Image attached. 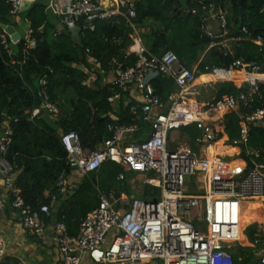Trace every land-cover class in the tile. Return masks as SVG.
<instances>
[{
	"label": "built area",
	"instance_id": "built-area-1",
	"mask_svg": "<svg viewBox=\"0 0 264 264\" xmlns=\"http://www.w3.org/2000/svg\"><path fill=\"white\" fill-rule=\"evenodd\" d=\"M8 1L12 5L9 14L15 16L26 1L36 0ZM47 1L57 18L54 36L80 24L94 29V20L116 15L123 16L128 25L135 28L136 0ZM202 9L210 10L205 5ZM224 14L218 9V15L213 16L219 19L223 32L228 26ZM243 31L247 32L246 28ZM32 32L28 25L17 43L23 38L27 48H34L36 42ZM206 34L213 37L210 31ZM253 41L261 45L260 37ZM10 44H13L10 35L0 27V45L8 49ZM223 48L227 52L231 50L227 46ZM129 49L137 60L124 68L118 66L116 75L107 81L110 84L107 100L116 109L122 95L131 87L136 89L139 104L130 110L136 113L140 108L137 119L149 125L145 138L126 140L127 135L131 136L138 129L137 125L113 121L107 125L109 136L95 149L84 147L75 130L61 132L60 141L73 170L88 174L98 170L104 162L113 161L123 168L117 179L127 183L131 191L114 196L113 191L97 190V204L80 220L77 232L70 234L64 214L53 219L50 203L33 206L25 202L16 184L17 166L7 159L12 131L5 122L4 131L0 133V213L10 209L23 229L42 243L52 245L58 254L53 264H238L235 252L247 242L240 218L248 203L259 200L260 219H254L257 230L248 246L253 248L257 264H264V163L259 160L258 151L247 147L248 123L264 125V107L245 116L240 124V139L232 143L238 148V142L244 144L253 167L245 168V162L240 158L243 167L227 175L222 170L224 162L220 154L200 156L180 144L168 147L169 130L176 124H196L202 132L195 138L199 145L216 140L220 130H217V121L223 118L219 112L236 109L240 103L246 105L258 90L257 82H264V78L249 81L251 89L237 96L193 101L183 110L180 99L195 94L192 83L197 66H186L171 49L159 55L152 54L137 36L132 37ZM88 61L98 67L93 58L88 57ZM114 63L116 59L112 65ZM238 68L246 74L259 69L236 59L228 69L218 68L213 72H230ZM157 75L171 78L176 87L167 102L155 94L151 85V79ZM38 96L40 103L31 111V117L45 111L50 117L57 118L60 108L51 100L44 78L40 80ZM239 172L241 174L235 177ZM68 175H61L56 182L58 193L66 191ZM128 175H141L140 184L157 187L159 194L138 195L132 191L134 183ZM199 176L204 177L207 187L197 185L195 191L190 190L189 178ZM45 195L55 201L59 194L47 192ZM236 242L241 244L237 249ZM6 247L0 236V264H12L5 261ZM241 259V256L237 257L238 261Z\"/></svg>",
	"mask_w": 264,
	"mask_h": 264
},
{
	"label": "trees",
	"instance_id": "trees-1",
	"mask_svg": "<svg viewBox=\"0 0 264 264\" xmlns=\"http://www.w3.org/2000/svg\"><path fill=\"white\" fill-rule=\"evenodd\" d=\"M239 1L241 15L238 0H232L230 8L232 18L228 24H233L231 37L235 40L230 52L222 46H213L201 61L200 56L206 47L212 41H218L210 39L197 43L203 36L202 16L207 10H203L202 6L208 9L207 3L188 0L187 8L182 9L177 0H136L134 24L139 28H149L140 37L150 53L159 55L171 49L186 66L197 64L198 73H211L218 68L228 69L236 59L250 66H258L256 73H264V0ZM11 6L8 0H0V23L12 24L17 29L18 18H24L33 30L36 44L34 48H27L25 40L21 38L17 44H10L8 49L0 45V133L7 122L12 131L7 159L17 166L16 184L25 202L38 206L43 202L50 203L45 195L47 192L59 194L56 182L61 175H68L73 170L60 141L61 132L75 130L84 147L95 149L109 136L107 125L113 121L126 125L136 124L139 130L137 135L149 130V125L137 119L140 108L133 113L130 105L124 106L121 102L118 108L113 109L107 100L110 84L100 83V75H96L92 84L87 82L89 75L85 69L91 65L88 57L96 60L98 67L105 73L112 61L117 60L122 53H125L121 62L123 68L137 60L134 53L126 54L132 43L130 34L133 28L123 16L96 19L92 22L94 29L80 24V41L77 42L72 40L69 30L58 36L53 35L57 18L47 0H36L27 10H21L15 16L9 14ZM258 37L261 38V45L253 41ZM236 70L232 72L244 73ZM42 78L47 81V92L51 100L59 103L60 113L55 119L45 111L31 117V111L40 103L38 90ZM246 79L243 75L239 80L214 83V99L249 91L251 83L241 82ZM150 82L155 94L167 102L175 89L173 80L157 75ZM257 87L251 101L246 105L240 103L236 109L223 115V127L218 133L222 145H232L233 141L239 140L240 124L245 116L264 107V82H257ZM111 113L115 114L114 119L110 117ZM185 128L189 130L191 141L194 142L198 133L196 124H187ZM248 129V146L259 152V160L264 163V125L250 122ZM229 148L236 153L235 147ZM121 172L123 168L120 164L106 161L98 170L88 173L89 187L81 183L69 196L68 203L58 216L64 214V220L79 223L97 204V190L109 193L117 189L116 185L120 183L117 177ZM153 188L155 191L150 194L157 196L159 189ZM119 191H115L116 194ZM146 193L144 190L139 195L146 197ZM253 226L250 227V233L254 230ZM245 237L246 245L237 249L235 261L238 264H256L253 248L248 246L252 236ZM238 256L242 257L241 261L237 260Z\"/></svg>",
	"mask_w": 264,
	"mask_h": 264
},
{
	"label": "crops",
	"instance_id": "crops-1",
	"mask_svg": "<svg viewBox=\"0 0 264 264\" xmlns=\"http://www.w3.org/2000/svg\"><path fill=\"white\" fill-rule=\"evenodd\" d=\"M208 9H211V5L208 4ZM232 5V0H220L219 1V9L223 10L224 12L226 11V7L227 6ZM231 10V9H230ZM195 13V10H192ZM210 19L212 21V19L215 20V23L209 22ZM219 21V19L213 16H209L204 18L203 22H202V27L201 30H203V33H208L209 31L213 34V37H211L210 39H214V40H218V41H212L204 50V52L201 54L200 56V61L207 55V51L213 47V46H227L231 49V46L234 43V38L231 37L232 32L231 29L233 28V24L230 22V24H228L226 30L223 32V30H220L219 27V23H216L217 20ZM29 25V24H28ZM27 25V27H28ZM26 27V28H27ZM149 30V28H139L136 27L133 29V33L130 34V37L132 39V37H140L141 33H147ZM222 34H224L222 36ZM229 35V36H227ZM142 43V42H141ZM131 53V50L129 49V47L127 48L126 54ZM192 66L196 67L197 64H193ZM198 69H197V74L195 77V80L192 83V86L195 87V94L194 95H190L183 101L180 102L183 105H187L190 102L193 101H206L209 99H214L213 98H205V99H200L199 95V89L201 90L203 87L209 85V84H214L216 82H220V81H233V80H239L243 77V75H245L246 77V73H242V72H238V73H234V72H227V73H198ZM235 71V70H234ZM239 71V70H236ZM108 76H105L104 81L102 82L107 83L108 80H110L113 76L114 73L113 72H107ZM256 77L255 79H263L264 78V74L261 75L260 73H253ZM198 75V76H197ZM203 76H211V79L208 81H204V79H202ZM247 78V77H246ZM249 80V78H247ZM254 79V80H255ZM254 80H250V81H254ZM196 87H198L196 89ZM175 91V89L173 90V92ZM215 96V95H214ZM123 102L124 106L130 105V107L139 104V92L134 89L133 87L130 88V91L128 93H125L122 95V98L118 101L117 104ZM117 108V107H116ZM219 114L224 115L223 113L219 112ZM111 118H115V114L111 113L110 114ZM222 119L217 121V130L218 128L221 129L222 126ZM187 124H176L173 127L170 128L169 133H168V147L170 148H174L177 145H183L184 147L187 148H192V151H194L195 153H197L200 156H212V155H216V154H222V152L218 153L216 144L219 142L218 138L216 139L217 142H208V143H203L202 145H199L198 143H196L195 141L192 142L191 141V136L189 133V130L187 128H185ZM138 129L130 136L127 137L126 136V140H136L135 136L138 134ZM148 130L144 131L142 134L146 136ZM129 138V139H128ZM215 140V141H216ZM213 143V144H212ZM223 146H227V147H234L230 144H225L223 143ZM240 149L238 148V151H236L235 154H239L238 155V159L240 160V162H233L235 160H233V164L232 162H230L232 165H234L235 163L239 164V167L236 168H232L231 171L229 173H225L227 175L231 174L233 171L234 172H238L244 165L243 161L240 159V154L241 151H239ZM225 154V158H227V154L228 153H223ZM234 155V154H233ZM235 157V156H234ZM229 161V160H228ZM229 162H224L222 166H227L230 167L232 166ZM242 163V164H241ZM83 175H86L84 173H82L81 171L78 170H72V172L68 175V181H67V186H66V191L64 192H60L59 195L57 196L55 201H50V206H51V210H52V216L53 219H56L59 215L60 210H62V208L68 203L69 201V196L72 195L74 193V191L78 188V186L82 183L81 178ZM190 182V190L195 191L197 189V185L198 186H203V187H207L206 186V181L204 179V177L199 176L198 178L194 179V178H189L188 180ZM0 183H1V177H0ZM131 191V190H129ZM138 195L139 193L144 192V190L142 189L141 191H135ZM150 195V194H149ZM148 196V195H146ZM259 208L256 209L255 212V216L259 219ZM256 218V219H257ZM0 236L5 240L6 242V256H5V261L6 262H16V263H23L24 261L22 259H35L37 264H53V262H55L58 259V254L56 253L54 247L52 245L45 244V243H40L38 241V239H36L35 237H33L27 230L23 229L20 224L18 223V220L16 218V215L10 210V209H6L5 211H3L2 213H0Z\"/></svg>",
	"mask_w": 264,
	"mask_h": 264
},
{
	"label": "rangeland",
	"instance_id": "rangeland-1",
	"mask_svg": "<svg viewBox=\"0 0 264 264\" xmlns=\"http://www.w3.org/2000/svg\"><path fill=\"white\" fill-rule=\"evenodd\" d=\"M209 18V17H208ZM216 18V17H215ZM224 18L226 19V21L227 22H229L230 21V19L232 18V11L230 10V6L228 5L227 7H226V11H225V14H224ZM18 20H19V23H18V25H17V30H18V32L20 33V35H24L25 34V30H26V27H27V25H28V23H27V21L24 19V18H22V17H19L18 18ZM209 20V22H214L215 23V20L214 19H212V21L210 20V19H208ZM217 20V19H216ZM216 23H219V21L217 20V22ZM221 30V29H220ZM202 32H204L203 30H202ZM190 68H195L194 66H190ZM85 71L88 73V75L90 76H88V79H87V82L89 83V84H92V82L94 81L93 79H92V77L94 78V77H96V75L98 74V76L100 75V83H102L103 81H104V78H105V76H108V74H107V72L105 73V72H101L100 71V67H96V65H94L93 63L89 66V67H87L86 69H85ZM239 71H242V70H239ZM93 73V74H92ZM254 73H256V72H254ZM91 74H92V76H91ZM198 76V75H197ZM246 77L247 78H249V80H244V81H241L242 83L243 82H249L250 80H254L255 79V75L253 74V73H250V74H247L246 75ZM176 88V87H175ZM198 87H196V89H197ZM192 90L194 91L195 90V87H193L192 86ZM198 90V89H197ZM215 91H216V87L214 86V84H209V85H207V86H205V87H203L201 90L199 89V95L198 96H200V99L202 100V99H205V98H213L214 97V95H215ZM185 99H183V101H184ZM182 101V100H181ZM59 104V103H58ZM118 105L119 104H116V107L118 108ZM227 112H229V111H227ZM227 112H223V113H227ZM202 135V132H201V130H199L198 129V133H197V136H201ZM127 137H130V135H127ZM143 138H145V134L143 135L142 133L140 134V135H136L135 136V139L136 140H140V139H143ZM129 139V138H128ZM218 140H221V139H218ZM212 142H217V140L215 141H212ZM213 144V143H212ZM226 144V143H225ZM232 146H234L235 148H236V150L238 151V147H236L235 145H232ZM216 147H217V150H218V153L220 152H222V154H220V156H222L223 157V162H232L233 160H235V161H233V162H240V160L238 159V155L237 154H235L234 153V151L231 149V148H229V147H226V146H223L220 142H218L217 144H216ZM247 147H248V149L250 150L251 148H249V146L247 145ZM191 150H192V148H191ZM221 150V151H220ZM240 151V150H239ZM223 153H228L227 154V158H225V154H223ZM234 154V155H233ZM235 156V157H234ZM229 160V161H228ZM232 162V163H233ZM231 164V163H230ZM242 164V163H241ZM131 176L132 175H128L127 177H128V179H130L131 178ZM88 177V174H86V175H83L82 176V178H81V182L82 183H85V186L86 187H89V185H88V182L89 181H87V178ZM141 178H142V176L141 175H134V176H132V180H133V183H134V189L132 190V191H141L142 189L143 190H145L147 193V195H149L150 193H153L154 191H155V189L153 188V187H150V186H147V185H141L140 184V180H141ZM122 183V185H120ZM124 184V185H123ZM126 185V186H125ZM116 187H117V189L115 188V189H113L114 191V196H119L120 194H126V193H129V190H131L130 189V187H129V185L127 184V183H125V182H122V181H120V183H118L117 185H116ZM127 187V188H126ZM127 189V190H124V189ZM117 190H120L119 191V194H116V192L115 191H117ZM97 196V195H96ZM257 202H259V200H257ZM95 205H96V203H95ZM94 205V206H95ZM93 206V207H94ZM260 214H262V212H260ZM257 217L255 216L254 217V219H256ZM252 220V221H247V223L245 224V223H243L242 225H241V227H242V231L244 232V234L246 235V236H248V237H250V236H252L255 232H256V230H257V228L255 227L256 226V221L255 220ZM258 219V218H257ZM259 219H260V217H259ZM65 223H66V225H67V227H68V230H69V233L70 234H75L76 232H77V227H78V224L79 223H77V222H72V221H69V220H65ZM251 225H254L253 226V228H254V230L250 233V227H251ZM247 238V237H246ZM40 243H42L40 240H38ZM237 243V242H236ZM241 244L240 243H237L236 244V248L235 249H237V247H239ZM240 247H242V246H240ZM24 262V264H37L36 263V261H35V259H28V258H24V259H22ZM8 263H16V262H8ZM257 264V263H256Z\"/></svg>",
	"mask_w": 264,
	"mask_h": 264
},
{
	"label": "water",
	"instance_id": "water-1",
	"mask_svg": "<svg viewBox=\"0 0 264 264\" xmlns=\"http://www.w3.org/2000/svg\"><path fill=\"white\" fill-rule=\"evenodd\" d=\"M177 1L180 3L182 9L187 8L188 0H177ZM201 1L204 3L210 4L212 6L211 9L202 16V18L218 15V9H219L218 4L220 0H201ZM31 4H32L31 1H26V3L21 6V10L22 11L27 10ZM237 4H238L239 14L241 15L242 14V9L240 5L241 2L238 0ZM0 27L3 28L10 35V38L12 39L13 44L14 45L17 44V41L20 39V33L18 32V30L12 24H7V23H0ZM69 32L71 33V38L73 41H77V42L80 41V37H79L80 26L79 25L75 26L72 29H69ZM209 40H210V37L206 33H203L201 41H198L197 43L200 44L201 42H207ZM124 56H125V53L120 54V56L116 60V63L108 67L107 71L108 72L113 71L114 75H116L115 70L118 68L119 65H121V62ZM3 131H4V126L1 129V132ZM237 144L241 150L240 158L244 160L245 168L253 167L254 163L250 160L249 156L246 154L244 144L241 142H238ZM240 174L241 172L235 174V177H238Z\"/></svg>",
	"mask_w": 264,
	"mask_h": 264
},
{
	"label": "bare ground",
	"instance_id": "bare-ground-1",
	"mask_svg": "<svg viewBox=\"0 0 264 264\" xmlns=\"http://www.w3.org/2000/svg\"><path fill=\"white\" fill-rule=\"evenodd\" d=\"M211 79V76H207L204 81H208ZM183 110L188 109V105H182L180 106ZM221 113L224 112V110L220 111ZM233 164V163H232ZM231 164V165H232ZM239 167L238 163H235L234 165L227 167V166H222V170L225 173H229L231 171L232 168H236ZM260 207V203L259 202H251L248 203L246 206V209L242 212L241 218H240V225H242L243 223H246L247 221H251L254 219L255 217V212L256 209Z\"/></svg>",
	"mask_w": 264,
	"mask_h": 264
}]
</instances>
